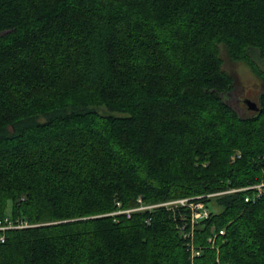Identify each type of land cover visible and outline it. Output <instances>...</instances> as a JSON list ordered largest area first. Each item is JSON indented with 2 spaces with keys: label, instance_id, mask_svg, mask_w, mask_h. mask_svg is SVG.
Wrapping results in <instances>:
<instances>
[{
  "label": "trees",
  "instance_id": "1",
  "mask_svg": "<svg viewBox=\"0 0 264 264\" xmlns=\"http://www.w3.org/2000/svg\"><path fill=\"white\" fill-rule=\"evenodd\" d=\"M254 56L264 0H0V264H264V186L208 196L264 183ZM195 196L192 239L181 209L103 215Z\"/></svg>",
  "mask_w": 264,
  "mask_h": 264
},
{
  "label": "built area",
  "instance_id": "2",
  "mask_svg": "<svg viewBox=\"0 0 264 264\" xmlns=\"http://www.w3.org/2000/svg\"><path fill=\"white\" fill-rule=\"evenodd\" d=\"M264 186V183H259L255 185H247L245 187L237 188V189H229L226 191L217 192L214 194H209L208 196H212L215 194H222L225 192H232V191H240V190H246V189H253L252 196L246 195L245 201H248L249 199H253L254 197H259L262 192V187ZM139 205L133 208H127L122 209L120 208V203H116L118 206V209L114 211V215L116 214H125L126 217H130L131 212L143 210V209H151L156 206H163L169 210L176 211L177 209H181L179 212V218L182 220V223L177 224V228L182 232L183 236L187 238L192 239V230L194 226L202 219L208 218L210 214L209 208L205 205V203L201 200V196H195V197H182V198H176L167 200L164 202L151 204V205H143L140 202V199H138ZM189 227V230L186 231L185 228ZM223 229L219 231V234H223ZM217 234H214L211 237H208V242L213 246L215 237ZM3 240L2 238H0ZM187 245L191 252V257H195L199 254L200 249L198 247H195L192 242H187Z\"/></svg>",
  "mask_w": 264,
  "mask_h": 264
},
{
  "label": "rangeland",
  "instance_id": "3",
  "mask_svg": "<svg viewBox=\"0 0 264 264\" xmlns=\"http://www.w3.org/2000/svg\"><path fill=\"white\" fill-rule=\"evenodd\" d=\"M220 55L223 60V69L231 73L236 80V88L228 94V101L238 108L241 114H251L254 111L249 110L244 103L245 99H250L258 104L259 93L261 91V80L252 71V69L244 62H235L227 58L224 49L221 48ZM254 62L259 66L260 70L264 72V59L254 56ZM233 158V156H232ZM210 210L218 211L212 202L208 205ZM114 211L105 213L103 215H114Z\"/></svg>",
  "mask_w": 264,
  "mask_h": 264
},
{
  "label": "water",
  "instance_id": "4",
  "mask_svg": "<svg viewBox=\"0 0 264 264\" xmlns=\"http://www.w3.org/2000/svg\"><path fill=\"white\" fill-rule=\"evenodd\" d=\"M244 103H245V105L247 106V108L249 110H252L254 112H260L261 111V108L257 105V103L256 102H253L250 99H245L244 100Z\"/></svg>",
  "mask_w": 264,
  "mask_h": 264
}]
</instances>
